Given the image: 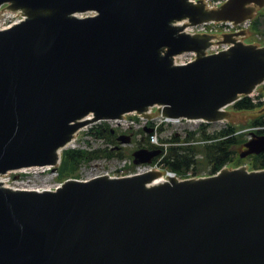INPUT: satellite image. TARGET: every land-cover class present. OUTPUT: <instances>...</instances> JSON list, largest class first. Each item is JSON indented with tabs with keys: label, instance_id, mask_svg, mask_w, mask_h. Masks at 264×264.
Here are the masks:
<instances>
[{
	"label": "water",
	"instance_id": "1",
	"mask_svg": "<svg viewBox=\"0 0 264 264\" xmlns=\"http://www.w3.org/2000/svg\"><path fill=\"white\" fill-rule=\"evenodd\" d=\"M4 3L29 18L0 31V172L54 163L91 112L115 118L158 104L171 117L215 121L264 79L262 43L174 66L173 54L202 50L208 37L176 35L170 23L240 21L264 0L212 11L191 0ZM245 147L242 157L264 151V134L253 132ZM159 153L138 149L135 162ZM158 175L72 180L45 192L0 187V264H264V170L153 183Z\"/></svg>",
	"mask_w": 264,
	"mask_h": 264
},
{
	"label": "trees",
	"instance_id": "2",
	"mask_svg": "<svg viewBox=\"0 0 264 264\" xmlns=\"http://www.w3.org/2000/svg\"><path fill=\"white\" fill-rule=\"evenodd\" d=\"M263 24L264 13L262 21L258 19L255 24ZM237 106L239 108H251L254 102L250 97L242 98ZM251 124H264V114L253 121ZM238 129L235 125H228L225 128L214 131L207 130L204 126L200 128L199 135L195 131H189L187 136H183L174 132L167 141L169 145L156 146L148 141L143 145L148 148H161L163 163L166 169L176 171L179 174L185 175L189 170L193 169L195 173L201 172L202 169H209L210 173H215L227 163L241 164L246 159L239 156V149L243 147L246 141V133L233 134ZM103 132V129L100 130ZM264 132V131H260ZM105 134L117 142V137L112 133V130H106ZM198 140L199 142H193ZM99 155H125L123 150L111 149L100 152H87L83 150H68L64 153L63 163L60 168L61 178L75 175L78 164L85 158H92ZM254 168L264 167V152L249 157Z\"/></svg>",
	"mask_w": 264,
	"mask_h": 264
},
{
	"label": "rangeland",
	"instance_id": "3",
	"mask_svg": "<svg viewBox=\"0 0 264 264\" xmlns=\"http://www.w3.org/2000/svg\"><path fill=\"white\" fill-rule=\"evenodd\" d=\"M255 31H257V33ZM251 32H252V35L253 34H259V35H261L262 38H261V40H258V42L264 44V27H263L262 24L261 25H258L256 28L253 27L252 30H251ZM254 39H255L254 36H248L246 38L247 41H252ZM258 42H256V43L259 44ZM259 108H261V107H259ZM259 108H257V109H259ZM233 111H234V113H236L235 110H233ZM243 111H247V110H243ZM260 115L261 114L253 115V116H248V117L237 118V119H232V120H230V122L236 124V126H238V128L247 129V128H250V127L253 126V124H251V123L253 122V120H255ZM223 125L224 124L214 123V124H212V127L211 128L212 129H219V128L223 127ZM187 126L188 127H194V126H197V123L186 124V125H173V126L170 127V129L181 130L182 127H187ZM169 135H170V132L169 131H164L162 133V136L163 137H167ZM128 150L130 151L129 147H128ZM246 161H248V160H246Z\"/></svg>",
	"mask_w": 264,
	"mask_h": 264
},
{
	"label": "bare ground",
	"instance_id": "4",
	"mask_svg": "<svg viewBox=\"0 0 264 264\" xmlns=\"http://www.w3.org/2000/svg\"><path fill=\"white\" fill-rule=\"evenodd\" d=\"M165 179V178H164Z\"/></svg>",
	"mask_w": 264,
	"mask_h": 264
}]
</instances>
